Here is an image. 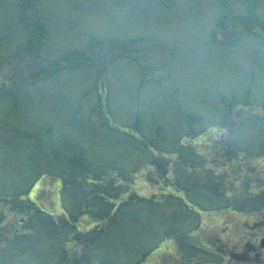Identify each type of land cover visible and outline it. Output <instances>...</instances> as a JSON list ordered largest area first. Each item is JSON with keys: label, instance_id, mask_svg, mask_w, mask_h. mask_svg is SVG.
Listing matches in <instances>:
<instances>
[{"label": "rangeland", "instance_id": "rangeland-1", "mask_svg": "<svg viewBox=\"0 0 264 264\" xmlns=\"http://www.w3.org/2000/svg\"><path fill=\"white\" fill-rule=\"evenodd\" d=\"M0 227V264H264V0H0Z\"/></svg>", "mask_w": 264, "mask_h": 264}, {"label": "water", "instance_id": "water-1", "mask_svg": "<svg viewBox=\"0 0 264 264\" xmlns=\"http://www.w3.org/2000/svg\"><path fill=\"white\" fill-rule=\"evenodd\" d=\"M263 244H264V242H263Z\"/></svg>", "mask_w": 264, "mask_h": 264}]
</instances>
